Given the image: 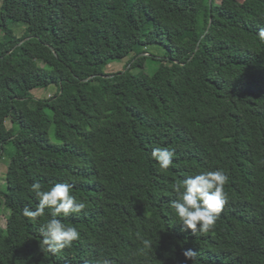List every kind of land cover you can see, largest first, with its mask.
Returning <instances> with one entry per match:
<instances>
[{
	"label": "trees",
	"instance_id": "16d2710c",
	"mask_svg": "<svg viewBox=\"0 0 264 264\" xmlns=\"http://www.w3.org/2000/svg\"><path fill=\"white\" fill-rule=\"evenodd\" d=\"M260 27L264 0H0V264H264ZM151 45L167 62L134 72ZM126 58L127 70L104 72ZM155 147L174 150L167 170ZM215 169L228 177L218 219L182 231L172 185ZM34 181L70 184L86 202L59 217L80 238L56 254L39 247L49 210L21 214L37 206Z\"/></svg>",
	"mask_w": 264,
	"mask_h": 264
},
{
	"label": "clouds",
	"instance_id": "9594fccd",
	"mask_svg": "<svg viewBox=\"0 0 264 264\" xmlns=\"http://www.w3.org/2000/svg\"><path fill=\"white\" fill-rule=\"evenodd\" d=\"M256 35L260 41H264V27H260ZM150 156L161 170H167L173 164L175 152L166 147H155ZM227 180L228 177L222 170L215 169L188 175L172 185L176 199L170 202L169 207L174 210L182 231L205 233L214 226L226 202L224 185ZM71 189L70 184L56 182L44 190L39 181H34L29 186V191L37 198V206L35 209L24 207L21 212L24 217L36 220L45 215L46 209L49 210L47 222L41 225L39 247L41 249L42 246L43 250L52 254L71 247L72 242L80 238L76 227L67 226L59 219L78 214L86 208V202L78 199ZM182 255L186 261H195L197 258V252L191 249L183 251ZM95 264L112 262L105 258L96 260Z\"/></svg>",
	"mask_w": 264,
	"mask_h": 264
},
{
	"label": "rangeland",
	"instance_id": "374dc122",
	"mask_svg": "<svg viewBox=\"0 0 264 264\" xmlns=\"http://www.w3.org/2000/svg\"><path fill=\"white\" fill-rule=\"evenodd\" d=\"M222 1L223 0H215L217 4L221 3ZM238 1H243V0H238ZM12 28H13L15 35L18 37H20L23 34L24 29H25L24 25H21V24L14 25V27L12 26ZM146 50H147V53H141L139 55V57H143V56H146V57H145L142 68H136L133 70L136 73L140 70H143L147 74H152L159 66L160 61H163L164 63L167 62L166 61L167 59H165V56H164L165 51L161 46L151 45V46H148ZM154 58H157V59H154ZM127 59L129 58L109 63L104 68V72L108 74V73H115L118 71L127 70L130 66L128 64L126 65ZM55 91H56V88L49 87L47 89H34L30 93H31V96L34 98H48L52 96L55 93ZM6 126L7 127L11 126V123L8 120L6 121ZM8 163H9L8 155L4 154L0 159V184L5 183V175H6V169H7ZM0 223L2 227L5 226V215L4 214L0 216Z\"/></svg>",
	"mask_w": 264,
	"mask_h": 264
},
{
	"label": "water",
	"instance_id": "95a60500",
	"mask_svg": "<svg viewBox=\"0 0 264 264\" xmlns=\"http://www.w3.org/2000/svg\"><path fill=\"white\" fill-rule=\"evenodd\" d=\"M212 4V0H209V5ZM94 76L88 78V79H85L83 81H88L89 79H92ZM101 77H104V78H109V77H112V75H101Z\"/></svg>",
	"mask_w": 264,
	"mask_h": 264
}]
</instances>
